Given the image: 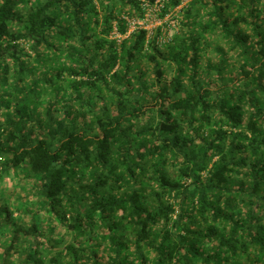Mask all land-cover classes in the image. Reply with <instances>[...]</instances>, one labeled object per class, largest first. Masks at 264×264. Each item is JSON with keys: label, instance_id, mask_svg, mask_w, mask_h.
Listing matches in <instances>:
<instances>
[{"label": "trees", "instance_id": "16d2710c", "mask_svg": "<svg viewBox=\"0 0 264 264\" xmlns=\"http://www.w3.org/2000/svg\"><path fill=\"white\" fill-rule=\"evenodd\" d=\"M181 12L0 0V264H264V0Z\"/></svg>", "mask_w": 264, "mask_h": 264}, {"label": "built area", "instance_id": "2783aa9c", "mask_svg": "<svg viewBox=\"0 0 264 264\" xmlns=\"http://www.w3.org/2000/svg\"><path fill=\"white\" fill-rule=\"evenodd\" d=\"M144 8V13L141 17L129 18L127 30L124 34H119L116 28L111 32L110 37L120 42L121 39L126 38L132 32L136 30H145L146 37L152 38L155 35L157 29L159 34L157 35V42L159 44H166L171 41L173 35L178 29L179 25V13L181 9L188 4L190 0H180V3L174 8L168 9L163 12L166 3L169 0H140Z\"/></svg>", "mask_w": 264, "mask_h": 264}, {"label": "rangeland", "instance_id": "374dc122", "mask_svg": "<svg viewBox=\"0 0 264 264\" xmlns=\"http://www.w3.org/2000/svg\"><path fill=\"white\" fill-rule=\"evenodd\" d=\"M179 21L182 20V12L180 11L179 13ZM210 56L214 59V60H217L218 57H217V52H212L210 53ZM167 78L170 76L169 73H166L165 75ZM20 179V178H19ZM13 184H11L9 181L6 182V180L4 181H0V203L5 201L4 200V195H3V192H5L8 188L9 189H13L12 191H16V193L14 195H12V197H14V200H16V204L17 206H19L20 208L22 206H29L31 205L30 207H32L35 203V196H34V188L32 186V182L30 180H27L26 181H21V180H14L12 182ZM6 198V197H5ZM34 208V207H33ZM34 211H35V208H34ZM16 215V214H15ZM26 218V220H31L30 216L27 214V216H24ZM47 230H50L52 228V231L55 230V231H58V228L57 226H55V222H51V223H47V224H42ZM63 242L64 243L65 241H68L69 240V236L68 235H65V237L63 238Z\"/></svg>", "mask_w": 264, "mask_h": 264}]
</instances>
